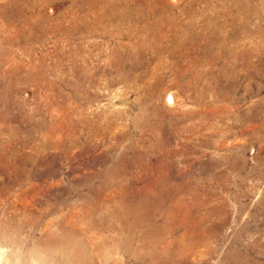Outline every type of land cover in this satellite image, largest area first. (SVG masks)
Returning <instances> with one entry per match:
<instances>
[{
    "label": "rangeland",
    "instance_id": "rangeland-1",
    "mask_svg": "<svg viewBox=\"0 0 264 264\" xmlns=\"http://www.w3.org/2000/svg\"><path fill=\"white\" fill-rule=\"evenodd\" d=\"M0 256L264 264V0H0Z\"/></svg>",
    "mask_w": 264,
    "mask_h": 264
},
{
    "label": "bare ground",
    "instance_id": "bare-ground-1",
    "mask_svg": "<svg viewBox=\"0 0 264 264\" xmlns=\"http://www.w3.org/2000/svg\"><path fill=\"white\" fill-rule=\"evenodd\" d=\"M3 253V252H2ZM2 253H1V255H2ZM209 256V255H208ZM1 257V256H0ZM2 259V258H1ZM0 262H2L1 260H0Z\"/></svg>",
    "mask_w": 264,
    "mask_h": 264
}]
</instances>
